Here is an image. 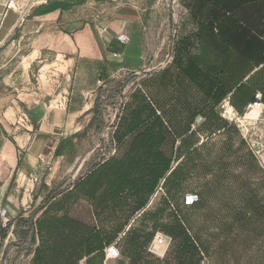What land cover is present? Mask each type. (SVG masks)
I'll return each instance as SVG.
<instances>
[{
	"label": "crops",
	"instance_id": "obj_1",
	"mask_svg": "<svg viewBox=\"0 0 264 264\" xmlns=\"http://www.w3.org/2000/svg\"><path fill=\"white\" fill-rule=\"evenodd\" d=\"M8 1L0 0V47L7 43L9 52V56L4 54L1 58L5 64L14 66L0 78V212L7 209L10 224L6 228L0 224V244L2 231L7 229L8 233L19 216L33 213L32 209L41 206L53 188L73 177L72 184L49 203L62 200L63 194L72 191L77 183L105 162L110 163L111 157L80 173L95 157L92 145L98 140L93 136L97 95L114 78V62L120 60L127 64L141 59L139 49L144 48L145 42V27L133 3L32 0L24 11H19L8 8ZM185 1L187 12L199 31V46L207 52L188 62L186 77L173 65L170 74L157 73L153 83H139L132 90L131 102L125 105L122 117L128 108L132 117L136 109L145 106L142 118L155 110L161 121L152 116L135 133L121 140L113 136L117 148L112 157L125 160L124 175H132L137 167L142 168L140 162L165 158L171 163L148 202L133 220L128 219L132 223L158 200L180 192L174 188V179L167 183L166 179L177 166L174 152L177 144L187 138L189 121L203 116L211 108L212 97L217 98L216 93H211V81L224 79L223 74H228L226 77L232 81L244 67L252 66L251 73L240 82L245 83L264 66V0ZM121 35L127 39L122 41ZM36 64L39 65L37 74L32 70ZM235 64L239 65L236 71L230 67ZM35 75L39 81L46 80V85H33ZM164 78H170L171 86L163 85ZM219 88L216 86V90ZM235 90L236 87L228 92L225 99L231 100ZM119 122L120 119L116 127ZM147 127H152L155 134L143 135ZM136 185L129 183L125 192H134ZM98 193L94 200H98ZM130 197L135 201V196ZM83 198L69 203L71 211ZM164 200L166 207H170ZM121 206L126 204L121 202ZM45 209L35 217L36 223ZM37 233L38 246L42 242L43 246L37 258V249L32 256L37 264H46V217ZM168 248L169 242L159 254L164 256Z\"/></svg>",
	"mask_w": 264,
	"mask_h": 264
},
{
	"label": "rangeland",
	"instance_id": "obj_2",
	"mask_svg": "<svg viewBox=\"0 0 264 264\" xmlns=\"http://www.w3.org/2000/svg\"><path fill=\"white\" fill-rule=\"evenodd\" d=\"M31 2L18 0L15 9L24 11L22 9ZM121 2L138 7L145 27L144 48L139 49L142 54L139 60L134 59L127 64L116 60L112 69L114 78L109 79L106 88L99 91L94 109L96 127L93 136L98 137L92 145L95 157L81 174L115 154L117 144L113 136L117 121L122 117L125 105L131 102L130 94L139 83H153L155 74H170L173 65L179 67L186 77L188 62L207 52L199 46V31L194 18L187 12L185 0ZM7 49V43L0 47V78L14 66L5 64L1 58L4 54L9 56ZM38 66L36 64L32 69L35 74ZM263 67L259 69L258 83H253L256 93H264ZM248 82L249 79L245 83L250 85ZM32 84L45 86L46 80L39 81L35 75ZM217 84L211 81V93H216L214 96L217 97H212L211 108L203 116L189 121L187 138L177 144L178 149L174 152L178 172L173 179L174 188L180 191L178 194L158 200L149 209V218L141 216L134 223L124 222L136 203L130 197L132 192H125L123 185L116 193L107 183L101 184L109 186L108 190L98 193L99 196L103 193L101 199L81 197L77 201L84 200L79 205L72 211L70 207V217L93 233L101 228L115 233L124 225L113 240L106 241L102 252L84 256L76 264H264V106L256 118H247L250 101L243 110L231 105L237 112L232 118L225 113L223 105L226 102L232 104L231 100L225 99L226 94L220 98V90L225 91L229 87L225 85L216 90ZM163 85L171 86L170 78H164ZM128 110L125 116L130 120ZM87 145L90 148L89 142ZM143 173V169L137 167L130 179L143 181ZM67 184L68 181H64L53 188L46 194V200L53 192L65 190ZM188 192H198L201 196V200L191 207L184 206L182 200ZM116 196L121 198L113 202L112 198ZM163 200L170 207H166ZM121 202L126 206L122 207ZM103 207L108 209L102 211ZM135 214L131 215V220ZM31 216L32 213L19 216L5 239L1 238L0 264H37L32 255L40 241L38 227ZM176 219L184 226L186 238L182 233H169L168 227ZM72 229L67 227L69 235L66 230L58 233L59 238L67 237L55 245L61 257L66 255L68 248H78L71 245L80 243L81 235ZM151 232H154L152 237ZM161 234L169 237H164L166 245L169 242L164 256L153 248ZM113 243L121 251L117 259H109L105 255V248ZM5 250L8 251L7 256Z\"/></svg>",
	"mask_w": 264,
	"mask_h": 264
},
{
	"label": "trees",
	"instance_id": "obj_3",
	"mask_svg": "<svg viewBox=\"0 0 264 264\" xmlns=\"http://www.w3.org/2000/svg\"><path fill=\"white\" fill-rule=\"evenodd\" d=\"M213 25V24H211ZM204 29V27H202ZM243 66V65H242ZM231 69L236 71L239 68V65L235 64L230 66ZM229 68V66L227 67ZM264 68V67H263ZM253 70L252 66H249L248 68H243L242 73H240L239 77L234 78V80H230L226 77L228 74H223L225 77L224 79H217L213 81V83L216 85L224 86L225 84L229 87L228 90L221 91L220 90V98L227 94L228 92H231L232 90H236L231 97L232 104L238 109L243 110V108L247 105L248 101H254L255 99V90L253 89V83H258V74L259 71L255 72L250 78H249V84L241 83L242 80L251 73ZM240 84V85H239ZM222 88V87H220ZM263 93V92H262ZM263 99H264V93H263ZM145 109V106L139 107L136 109L135 114H133L132 117L127 118L125 115L120 118V122L118 124V127L114 133V137L118 140H121L123 136L128 134L135 133L142 124H145L146 121H148L152 116H156L155 119L158 121H161V118L157 116V113L155 110L152 111V114L142 118V110ZM128 122V124L126 123ZM155 131L152 129V127H147L143 135H154ZM160 134V133H159ZM161 138L163 137L162 134L159 135ZM110 163L105 162L104 165H102L98 170L94 171L93 173L89 174L84 180H82L80 183H77L72 191H68L62 196V200L51 202L46 206L45 211L43 212L41 218L38 219L36 226L38 227V231L40 233L41 227L43 226V217H46V264H76L80 259H82L84 256L93 255L96 253L102 252V249L105 246L106 241L113 240L120 231L124 228V225L121 226L119 230H117L115 233H111L106 231L105 229H100L98 232L93 231L88 228L87 226L80 224L79 222L75 221L74 218L70 217V207L69 203L73 200H77L80 198V196H85L89 198H96L97 193L104 192L109 189V186L101 185V184H108V180L111 181L110 189L114 190V192H118L117 190L123 185L124 188L128 186L129 183L136 185L138 182L135 180H131L130 176L124 175V163L125 160L117 159L114 157H111L109 159ZM139 162V161H138ZM143 163V167L141 169L144 170L145 174L143 175L144 180L140 181L139 185L134 186V192H132V198L135 196V203L136 205L133 206L129 212L130 215L127 216L126 221L128 222V219L136 213L138 210H140L147 202L148 197L151 193H153L155 187L158 184V181L160 178L164 177L166 172L170 169V161L163 158L162 161H144L140 162ZM161 164V165H160ZM162 166V167H161ZM111 171L112 176L109 177V172ZM126 171V169H125ZM178 172V167H176L167 177L166 183L173 179L174 176H176ZM128 173V172H127ZM96 183V184H95ZM97 183H99L96 188ZM116 184L120 185L117 186ZM97 189V190H96ZM56 192V191H55ZM57 195H60L64 191H57ZM52 194L49 195L48 199L50 198ZM102 195L99 196L98 199H101L103 197ZM118 196V195H117ZM114 197L112 199H116L120 197ZM47 199V200H48ZM46 199L43 201L46 202ZM108 208L103 207L102 211H106ZM44 210V207L43 209ZM61 213V214H60ZM60 214V215H59ZM143 218H149V210H146L144 214L142 215ZM71 226L73 231H75L77 234L81 235L80 243H75L74 245H71V247H78V248H71L67 249V253L64 256L59 255V250L56 252L55 245L56 243L61 242L67 237H58V233L60 231L66 230L67 227ZM9 227V226H8ZM66 227V228H65ZM157 228L154 229V232ZM163 229V228H162ZM169 233L171 235H174L175 233H182V236L185 238L188 236L186 233V230L180 220L176 219L170 227H168ZM130 230V229H129ZM154 232L150 233V236L152 237L154 235ZM168 232V231H167ZM74 233V232H73ZM82 233V234H81ZM7 234V229H4L2 231V238L5 239ZM69 235V233L67 232ZM187 239H190L189 237ZM2 244V243H1ZM0 244V250L1 248ZM41 249V246H39L36 250L35 257L37 258L39 250ZM7 250H5V256H7ZM98 253V254H99ZM97 254V255H98ZM34 257V258H35ZM54 262V263H53Z\"/></svg>",
	"mask_w": 264,
	"mask_h": 264
},
{
	"label": "built area",
	"instance_id": "obj_4",
	"mask_svg": "<svg viewBox=\"0 0 264 264\" xmlns=\"http://www.w3.org/2000/svg\"><path fill=\"white\" fill-rule=\"evenodd\" d=\"M17 2H18V0H9L8 3H7V7L15 9V5L17 4ZM120 39L122 41H125L127 39V37L124 36V35H121ZM227 103H229V102H226L223 105L226 107ZM254 106H262V107L264 106L263 93L260 92V91L255 94L254 101H251V102L248 103L247 109H251ZM194 127H195V125H193V128ZM42 160H44V158H42ZM182 200H183L184 206L191 207V206L196 205L201 200V196H200V194L198 192H188V193H186L184 195ZM0 214H1V217H2V221H1L0 224L4 228L8 227L9 224H10V218L7 216V209L4 208L0 212ZM105 255L109 259H117V258H119L121 256V251H120L119 246L116 243H113V244L107 246L105 248Z\"/></svg>",
	"mask_w": 264,
	"mask_h": 264
},
{
	"label": "bare ground",
	"instance_id": "obj_5",
	"mask_svg": "<svg viewBox=\"0 0 264 264\" xmlns=\"http://www.w3.org/2000/svg\"><path fill=\"white\" fill-rule=\"evenodd\" d=\"M261 110H262V106H254L253 108L249 109V112L246 114L245 117L256 118L260 114ZM235 112L236 110L232 106H230L229 103H227L225 113L228 114L230 117L234 118L235 114L237 113ZM165 247H166V240L164 239V236L159 235L153 244V248L156 249L158 253H160L165 249Z\"/></svg>",
	"mask_w": 264,
	"mask_h": 264
},
{
	"label": "water",
	"instance_id": "obj_6",
	"mask_svg": "<svg viewBox=\"0 0 264 264\" xmlns=\"http://www.w3.org/2000/svg\"><path fill=\"white\" fill-rule=\"evenodd\" d=\"M72 182H73V180L69 181L68 184H67L66 186L72 184ZM57 193H58L57 191H56V192H53L52 195L50 196V198H49L46 202H44L40 207H38L37 209H35V211L32 213V216H31L32 222L35 220V217H36V216L38 215V213L43 209V207H46V206L49 204V202H50L53 198L56 197Z\"/></svg>",
	"mask_w": 264,
	"mask_h": 264
}]
</instances>
